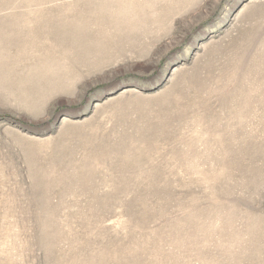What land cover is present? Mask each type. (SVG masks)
I'll return each instance as SVG.
<instances>
[{
	"label": "rangeland",
	"instance_id": "rangeland-1",
	"mask_svg": "<svg viewBox=\"0 0 264 264\" xmlns=\"http://www.w3.org/2000/svg\"><path fill=\"white\" fill-rule=\"evenodd\" d=\"M0 264H264V0H0Z\"/></svg>",
	"mask_w": 264,
	"mask_h": 264
}]
</instances>
